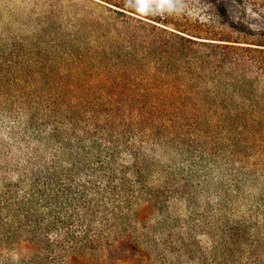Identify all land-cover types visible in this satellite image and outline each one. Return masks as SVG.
<instances>
[{
	"label": "trees",
	"instance_id": "obj_1",
	"mask_svg": "<svg viewBox=\"0 0 264 264\" xmlns=\"http://www.w3.org/2000/svg\"><path fill=\"white\" fill-rule=\"evenodd\" d=\"M116 6L125 25L98 23L55 93L0 67V264H264V32L140 14L137 32ZM212 168L218 201L201 204ZM247 187L261 194L236 219Z\"/></svg>",
	"mask_w": 264,
	"mask_h": 264
},
{
	"label": "rangeland",
	"instance_id": "obj_2",
	"mask_svg": "<svg viewBox=\"0 0 264 264\" xmlns=\"http://www.w3.org/2000/svg\"><path fill=\"white\" fill-rule=\"evenodd\" d=\"M109 2L112 4L102 0H0V67L7 72V78L38 83L31 91L34 94L55 93V89L45 84L78 78L83 66L78 57L96 51L98 43L92 32L97 24L103 28L125 25L127 19L112 12L114 9L120 10L116 5L128 6L138 13L127 12L136 18L130 23L138 27L137 32H141L139 19L152 22L140 15L157 21L166 17L189 30L200 26L203 30L213 32L208 34L220 38L256 40L264 32V0H224L230 21H234L242 31L228 24H220L213 6L204 0ZM153 24L159 26L154 21ZM159 155L164 162H170L175 157L165 156L162 152ZM212 169V184L202 192L199 199L201 204L208 197L218 201L220 189L216 186H219L226 170ZM260 194V189L247 187L246 197L235 205V218L239 219L247 212L253 203L252 199ZM177 207L187 216L185 204ZM201 240L209 242L207 236H201Z\"/></svg>",
	"mask_w": 264,
	"mask_h": 264
}]
</instances>
